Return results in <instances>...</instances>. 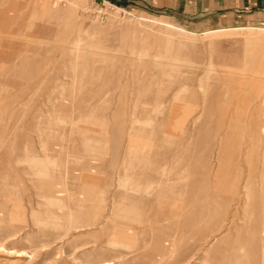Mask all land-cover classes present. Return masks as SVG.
<instances>
[{
	"label": "rangeland",
	"instance_id": "rangeland-1",
	"mask_svg": "<svg viewBox=\"0 0 264 264\" xmlns=\"http://www.w3.org/2000/svg\"><path fill=\"white\" fill-rule=\"evenodd\" d=\"M142 15L151 16L104 0H0V234L28 224L22 238H45L44 216L33 218L31 206L24 213L20 201L31 196L35 210H46L44 184L74 165L108 179L148 163L145 176L189 183L174 241L187 245L181 232L191 231L197 212L203 230L194 264H210L214 244L241 231L258 236L264 264V29L196 34L156 17L187 31L166 33ZM53 146L61 166L35 175L29 161H45L43 149ZM111 205L112 198L96 228L79 233L77 245L92 241L88 249L75 252L67 236L45 263L42 251L31 259L0 250V264L111 260V247L94 241L105 235ZM145 232L153 243L156 233ZM22 238L3 247L24 250ZM132 255L123 262L152 263Z\"/></svg>",
	"mask_w": 264,
	"mask_h": 264
},
{
	"label": "bare ground",
	"instance_id": "bare-ground-1",
	"mask_svg": "<svg viewBox=\"0 0 264 264\" xmlns=\"http://www.w3.org/2000/svg\"><path fill=\"white\" fill-rule=\"evenodd\" d=\"M139 20L151 26H156L158 30L166 33L173 31L187 33L185 29L163 18L142 15ZM60 150L58 146L45 147L43 149L45 157H47L45 161L40 156L32 158L28 164L34 168L32 169L33 173L38 176H49L50 170L42 167L52 169L60 167L62 163L59 164L55 158ZM25 164L27 163L24 162ZM74 164H77V162ZM147 164L146 166L136 163L127 165L125 167L127 176L108 179L97 178L98 175L90 173H87L86 176V169H83L81 165H74L70 174L64 175L63 179H53V181L44 184L46 192L41 195V198L45 199L46 202L40 203L39 207H47L46 210H35L31 196L27 201V205H23L20 201V208L24 213H27L31 206L33 209L32 214H34L33 218L39 215L44 216L43 223L45 224L43 225L49 226V230L45 231L47 236L38 242H33L28 236L22 238L23 228L28 225L25 224L12 233L0 234V250L17 254L18 257H29L31 259L35 257L36 253L42 251V257L39 259L45 263L50 257H53L55 251L53 245L56 241L67 236H70L69 239L72 238L75 252L79 253V251L88 249L92 241L77 245V240L80 239L79 233L92 230L96 228L98 223H101V217L105 216L102 212L106 206V201L112 198L111 209H108L110 214L103 229L105 235L96 237L94 241L96 245L101 247H111L113 257L111 260L102 261L99 264H129L123 261L129 256H133L132 254L136 251L139 252V255L152 259V263L147 264H158L160 262L174 264L177 261L182 262V264H194L196 259L194 253L199 246L198 237L203 230L197 212H193L191 215V231L188 233L180 231L181 240L186 239L187 236L191 237L187 245H184V247L179 245L178 247V244L174 241V238L177 237L175 231L180 225L176 221L182 215L180 212H182L183 200L185 199L187 202L189 198L187 196L189 183L185 187L184 180L179 178L176 180V178L161 176H145L144 172L149 169L147 166H150ZM90 166L92 164H88V168ZM65 189H67L66 193ZM191 199L193 200L192 197ZM191 199L188 203L191 202ZM175 209H178V211H175ZM38 224L36 225L38 226ZM147 230L156 233L153 243H151L148 233L145 232ZM39 231L40 233L44 232L41 225ZM136 235L142 237L140 244L136 242ZM257 237L252 231L246 235H243V231H241L240 236L227 245H222L220 242L214 244L216 258L211 260L210 264H259L261 244ZM21 238V241L25 245L27 244L25 249L29 248L32 251L29 252L24 249L16 252L3 247L8 243L14 245ZM113 241H119L120 243H114ZM125 244L127 246H124ZM217 259L218 261H215ZM208 262L206 259L205 262L199 264H209Z\"/></svg>",
	"mask_w": 264,
	"mask_h": 264
},
{
	"label": "crops",
	"instance_id": "crops-1",
	"mask_svg": "<svg viewBox=\"0 0 264 264\" xmlns=\"http://www.w3.org/2000/svg\"><path fill=\"white\" fill-rule=\"evenodd\" d=\"M170 19L196 34L230 29H264V0H104Z\"/></svg>",
	"mask_w": 264,
	"mask_h": 264
}]
</instances>
